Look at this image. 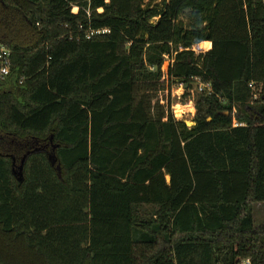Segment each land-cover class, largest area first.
I'll return each instance as SVG.
<instances>
[{"label":"trees","instance_id":"1","mask_svg":"<svg viewBox=\"0 0 264 264\" xmlns=\"http://www.w3.org/2000/svg\"><path fill=\"white\" fill-rule=\"evenodd\" d=\"M0 43V264H264V0H0Z\"/></svg>","mask_w":264,"mask_h":264},{"label":"rangeland","instance_id":"2","mask_svg":"<svg viewBox=\"0 0 264 264\" xmlns=\"http://www.w3.org/2000/svg\"><path fill=\"white\" fill-rule=\"evenodd\" d=\"M153 3L154 2H160L161 0H152ZM74 12L77 11L76 8L73 9ZM199 45H202V49L199 48ZM206 44L200 43L197 45H194L191 50L194 52V54L199 55L201 53L206 52L208 49L205 48ZM210 49V48H209ZM168 62H170V59L167 58L162 66V70H163V78H167L165 76V73L167 71V67H168ZM180 83H177L175 85H173L170 89V91H168V89L166 88V82L164 81L163 85L164 88L161 89V91L158 93V97L156 95L154 102H158L160 103V105L164 106L166 105V103L168 102V99L171 101V104H175L174 107H171V110L173 112V110H178L176 111V118H178V120H183L185 122H194V116L196 113V96L197 94L195 93L194 96H192V94L188 91H185L184 89H181L180 87H178ZM259 95V89L256 91V93L254 94L253 98H257ZM172 106V105H171ZM179 107V108H178ZM166 108V107H165ZM209 120V119H208ZM189 127H191L192 125H188ZM48 159L54 163V155L52 152L48 153ZM20 166V159L17 158L16 161L13 162V171L16 172V178L21 177V175H18L20 172H18L21 168ZM253 216H254V221L255 224H260L262 222H264V203H257L253 205Z\"/></svg>","mask_w":264,"mask_h":264},{"label":"built area","instance_id":"3","mask_svg":"<svg viewBox=\"0 0 264 264\" xmlns=\"http://www.w3.org/2000/svg\"><path fill=\"white\" fill-rule=\"evenodd\" d=\"M80 28H82L80 26ZM108 32L107 29H93L91 27L84 30V37L90 39L91 37L99 34H104ZM10 58H11V49L0 43V80H5L10 73ZM167 59V57H166ZM194 86L191 89H188V85L181 82L178 87L181 89L187 90L194 96L197 92L209 91L210 85L208 83H203L199 78H193ZM173 107V106H171ZM234 126H241L236 120L233 121ZM240 264H251L250 260H242Z\"/></svg>","mask_w":264,"mask_h":264},{"label":"crops","instance_id":"4","mask_svg":"<svg viewBox=\"0 0 264 264\" xmlns=\"http://www.w3.org/2000/svg\"><path fill=\"white\" fill-rule=\"evenodd\" d=\"M206 43H208V44H209L210 42H206ZM206 43H203V44H206ZM210 45H211V43H210ZM207 47H208V45L206 44V45H205V48L207 49ZM210 47H211V46H210ZM210 47H209V48H210ZM175 104H176V103H175ZM175 104H172V106L174 107V106H175ZM173 115H174L175 119H177V120H178V118H176V111H175V110H173Z\"/></svg>","mask_w":264,"mask_h":264},{"label":"water","instance_id":"5","mask_svg":"<svg viewBox=\"0 0 264 264\" xmlns=\"http://www.w3.org/2000/svg\"><path fill=\"white\" fill-rule=\"evenodd\" d=\"M183 122L186 124V126H188V125H190V124H191L192 126L194 125V122H185V121H183ZM188 127H189V126H188Z\"/></svg>","mask_w":264,"mask_h":264},{"label":"bare ground","instance_id":"6","mask_svg":"<svg viewBox=\"0 0 264 264\" xmlns=\"http://www.w3.org/2000/svg\"><path fill=\"white\" fill-rule=\"evenodd\" d=\"M199 48L202 49V48H203L202 45H199ZM178 108H179V107H178ZM176 111H178V110H176Z\"/></svg>","mask_w":264,"mask_h":264}]
</instances>
